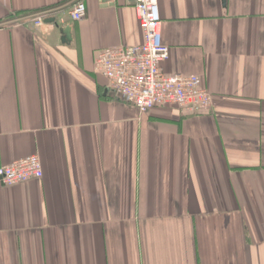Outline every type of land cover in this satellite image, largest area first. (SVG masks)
<instances>
[{
	"label": "crops",
	"instance_id": "0c3cea01",
	"mask_svg": "<svg viewBox=\"0 0 264 264\" xmlns=\"http://www.w3.org/2000/svg\"><path fill=\"white\" fill-rule=\"evenodd\" d=\"M0 0V264H264V0H157L167 74L213 96L198 115L141 114L107 89L97 54L140 44L131 5ZM57 9L63 24L34 26ZM70 27L67 41L59 29Z\"/></svg>",
	"mask_w": 264,
	"mask_h": 264
},
{
	"label": "built area",
	"instance_id": "2783aa9c",
	"mask_svg": "<svg viewBox=\"0 0 264 264\" xmlns=\"http://www.w3.org/2000/svg\"><path fill=\"white\" fill-rule=\"evenodd\" d=\"M131 5L143 34L140 44L109 48L95 58V72L107 81V89L116 98L135 107L141 114L156 107H174L198 115L211 109L213 96L200 84L197 76L167 74L161 64L168 59L169 48L161 37V17L157 0H115ZM86 12L83 0H75L66 10L71 21H80ZM57 9L35 13L29 20L42 27L45 20L63 24ZM54 25V26H55ZM42 166L37 156H29L0 166V182L13 186L41 179Z\"/></svg>",
	"mask_w": 264,
	"mask_h": 264
},
{
	"label": "water",
	"instance_id": "95a60500",
	"mask_svg": "<svg viewBox=\"0 0 264 264\" xmlns=\"http://www.w3.org/2000/svg\"><path fill=\"white\" fill-rule=\"evenodd\" d=\"M221 3L223 6H225L226 0H221ZM45 23H47V24L54 23V19H52V18L47 19V20H45ZM58 31L63 36V39H65L67 41L70 39V37H69L70 27L69 26H65L63 28H60Z\"/></svg>",
	"mask_w": 264,
	"mask_h": 264
}]
</instances>
